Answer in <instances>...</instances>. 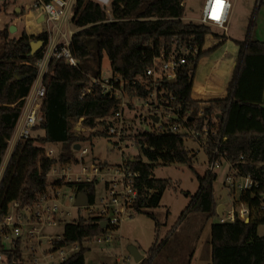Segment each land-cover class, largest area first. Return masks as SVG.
I'll return each mask as SVG.
<instances>
[{
    "label": "trees",
    "instance_id": "1",
    "mask_svg": "<svg viewBox=\"0 0 264 264\" xmlns=\"http://www.w3.org/2000/svg\"><path fill=\"white\" fill-rule=\"evenodd\" d=\"M185 12L184 0H113L111 12L95 0H77L72 21L78 30L73 35L71 51L78 64L70 65L64 58L51 62L52 73L47 75L48 89L42 107L45 120L14 152L0 186V205L7 208L19 201L22 206H33L47 189L48 173L59 161H79L74 149L77 143L109 136V122L105 118L119 109L120 99L103 94L99 84L82 97L91 77L102 75L105 54L111 61L114 76L118 74L129 82L126 89L133 96L136 92L146 93L133 80L146 73L164 45L192 44L199 47L198 56L180 68L177 81L167 82L168 87L175 92L182 111L191 115L188 124L200 130L208 126L211 131L205 145L209 162L227 160L237 170V176H251L257 183L241 191L238 200L240 205L249 208V221L238 215L235 221L211 225L210 264H264V236L258 233L259 225L264 224V41L253 38L252 33L245 39H232L238 46V56L226 93L207 100L197 99L194 97L196 69L202 57L224 45L228 36L213 32L211 25L187 22ZM9 31L8 27L0 29V37L4 38L0 45V166L24 97L37 76L35 64L42 57V51L35 57L30 56L31 41H48L45 31L39 35L23 32L19 38H9ZM210 36L214 43L205 48ZM201 108L204 114L200 117ZM78 126L95 130L89 134L78 133ZM185 136L192 135L147 130L139 133L137 139L151 161L187 163L193 168L195 154L186 148ZM50 143L61 149L58 158L45 154L44 145ZM93 160L108 165L96 158ZM127 163L132 171L140 173L135 181L139 191L135 202L137 211L159 206L170 180L157 178L156 164L143 161L141 156L127 159ZM217 177L210 170L198 175L199 189L179 221L191 212L218 214L214 194ZM68 184L77 193L86 192L90 204L95 203L96 182ZM103 222L104 217L92 213L88 217L79 214L67 221L63 240L58 245L78 243L79 248L58 264H86L87 243L120 228V225L104 226ZM164 243L155 242L141 264H152ZM21 245L19 237L13 239L11 248H6L0 234V252L5 264H26Z\"/></svg>",
    "mask_w": 264,
    "mask_h": 264
},
{
    "label": "built area",
    "instance_id": "2",
    "mask_svg": "<svg viewBox=\"0 0 264 264\" xmlns=\"http://www.w3.org/2000/svg\"><path fill=\"white\" fill-rule=\"evenodd\" d=\"M95 1L107 8L108 12H111L113 0ZM76 2L77 0H34L29 7L32 12L35 9L40 10L37 17L44 16L48 28L43 31L48 33V41H46V45L42 50V57L35 64L38 68L37 76L30 92L24 97L21 114L8 141V147L0 166V186L7 166L18 146L28 140L34 133L35 127L45 120L42 107L48 89L47 75L52 73L50 69L51 62L55 59L64 58L70 65L76 66L78 64V59L71 51L72 38L78 30L72 27ZM217 8L216 0H206L200 23L227 30L233 9L232 1L223 0L222 7L219 8L218 12L219 19H214L213 15ZM199 51V47L192 44L181 46L173 44L171 47L164 45L160 54L154 57L153 64L147 69L146 73L136 76L133 80L135 84L140 83L146 91L145 94L136 92L133 96H130L126 89V84L129 82H125L118 74L110 78H105L103 75L91 77L89 86L85 88L82 97L86 93L92 92L95 84H99L103 94L120 99L119 109L105 119L109 122L110 144L122 150L123 160L117 165L116 170L113 169L112 165L103 166L94 160L92 163L86 164L84 155L89 152V149L87 147L83 148L81 144L82 156L79 157V161L71 163L59 161L51 170L53 175L57 176V179L48 184L47 189L33 206H22L19 201L13 202L7 208L0 205V234L5 238H12V241L21 237L22 244L23 241H26L29 248L32 246L34 253L31 260L32 264H58L79 248L78 243L67 246L58 245L63 240V236L58 235L57 238H48L42 235L45 228L62 223L67 216L72 214L67 209L65 201L62 200L61 188L63 185H69L70 182H98L99 179L104 180L107 197H102L98 205H96L95 199V203L90 204L89 202L84 207L90 208V213L93 215L104 217V222L106 221L107 225L117 226L137 212L135 202L139 196L135 181L140 173L139 171H132L127 163L124 149L129 146V143L126 142L131 141L139 144L137 139L139 133L155 130L173 134L189 133L202 140L205 145L207 144L211 132L208 126H204L200 130L198 127L188 124L191 121V115L182 111V104L167 84V82L171 83L172 79L177 81L180 68L193 61L198 56ZM203 114L204 109L201 108L198 115L201 117ZM155 117H158V120H155ZM82 120L83 118L80 119L79 123ZM142 124H148L151 128L145 130ZM88 128L93 130V128ZM80 132L81 130L78 131V133ZM214 134H217V131ZM223 139H226V137H223ZM124 143L126 147H124ZM44 148L47 156L59 157L58 145L45 144ZM214 153L215 155L219 153L218 148L214 150ZM218 163L220 164L219 160L212 161L209 170L213 171ZM106 169L108 172L105 171ZM232 170L237 176V170ZM106 175H109L107 179ZM240 177L245 180L238 185L241 191L257 184L251 176ZM233 178L228 175L227 182L236 187V180ZM74 191L75 193L71 194L70 198L77 206L76 198L79 193L75 188ZM77 208L79 209L78 206ZM225 213L220 215V223L235 221L238 215L240 218L249 221V208L242 203L239 208L235 206L228 211L227 215ZM112 238L113 233L110 232L107 236L96 237L95 240L110 242ZM35 239L36 243L34 242ZM43 244H50V247L43 250ZM36 245H39L42 249V256H39L36 250L34 251ZM55 253H58V256H55ZM131 259L134 260L130 254L128 256L123 254L117 262L119 264H130ZM141 262L135 261L134 264H141ZM0 264H5V258L1 252Z\"/></svg>",
    "mask_w": 264,
    "mask_h": 264
},
{
    "label": "rangeland",
    "instance_id": "3",
    "mask_svg": "<svg viewBox=\"0 0 264 264\" xmlns=\"http://www.w3.org/2000/svg\"><path fill=\"white\" fill-rule=\"evenodd\" d=\"M34 0H0V29L10 28L11 25L18 27L17 31L10 32L9 38H19L23 32L39 35L40 31L48 28L45 21L40 22V10L30 11L29 7ZM206 0H184L186 6L185 20L200 23L202 11ZM233 9L231 12L228 29L224 30L211 25L213 32L226 33L228 40L224 46L213 53L204 55L195 72V97L207 100L215 96H223L231 80L235 63L238 56V46L232 39H245L252 33L253 38L264 41V0H232ZM20 12H17L16 9ZM73 28H77L72 24ZM78 29V28H77ZM4 38L0 37V45ZM213 36L208 38L205 48L213 45ZM212 74V76H211ZM102 75L105 78L114 76L111 68V61L105 54L102 62ZM206 90V91H204ZM203 107V105L201 106ZM81 124V123H79ZM147 130L151 128L148 124H142ZM83 131L89 134L88 127L78 126L76 131ZM110 136H98L92 141L83 142V148L87 147L89 152L84 155L86 164L93 162L96 158L99 161L112 165L116 170L123 160V152L110 144ZM129 146L125 148V157L133 159L141 156V159L148 163H155L154 174L160 179H169L171 184L165 190L160 205L157 207H147L141 212H136L132 217L126 218L117 231L112 232L113 238L110 242H98L93 240L88 242L89 250L86 254V264H117L121 255H129L128 248L136 245L140 252L148 256V252L155 242H165L156 255L152 264H208L211 260V224L218 223L220 214L218 206L224 204V213L233 207H240L239 196L241 190L239 184L245 180L235 176L231 164L227 160H219L214 170L218 177L214 182V194L218 201L217 215H210L205 212H191L183 220L179 221L183 210L189 204L192 196L198 191L200 182L198 175H204L210 168L209 155L205 143L195 136H185V146L195 159L191 165L187 163H170L162 161L153 162L144 153L142 145L128 141ZM124 147L126 144L124 143ZM61 149L59 148L58 151ZM78 157L82 156L80 150H76ZM79 167V166H76ZM108 172V170H105ZM230 175L236 180V187L227 182ZM109 175H106V179ZM233 178V179H234ZM57 176L51 171L48 175V184L56 180ZM96 205L100 204L102 197H107L106 183L99 179L96 182ZM62 200L65 201L67 209L72 212L66 217L65 222L47 227L42 235L57 238L63 236L64 226L67 221L77 218L79 214L88 217L90 208L83 207L81 211L75 206L70 195L74 194V188L70 185H63L61 188ZM66 194V195H65ZM98 209V207H96ZM258 233L264 236V224L258 227ZM3 237V236H2ZM36 243V239L34 240ZM6 248L13 245L12 238L3 237ZM32 247V246H31ZM28 247L26 241L21 246L23 258L26 264H32L33 250ZM50 244H43L42 249L47 250ZM39 245L34 247V251L42 256ZM58 256V253H55ZM130 260V264H134ZM119 264V263H118Z\"/></svg>",
    "mask_w": 264,
    "mask_h": 264
},
{
    "label": "water",
    "instance_id": "4",
    "mask_svg": "<svg viewBox=\"0 0 264 264\" xmlns=\"http://www.w3.org/2000/svg\"><path fill=\"white\" fill-rule=\"evenodd\" d=\"M16 11L20 12V10L18 8L16 9ZM39 21L40 22L44 21V16H41L39 18ZM17 29H18V27L15 25H11L9 28L10 32H15V31H17ZM45 45H46L45 40H33V41H31L30 56L35 57L36 55H38L43 50ZM175 81H176L175 79H172L171 83L173 84V83H175ZM155 120H158V117H155ZM74 149L80 150L81 149V143H77L74 146ZM89 201L90 200H89L88 194L86 192H80L76 198V205L78 207H84V206H87L89 204ZM225 207L226 206L224 204H220L218 206V212L220 215L224 214V208ZM103 225L106 226L107 222L106 221L103 222ZM128 251H129V254L134 258V260L136 262H141L145 258V255L140 252L139 248L136 245L129 246Z\"/></svg>",
    "mask_w": 264,
    "mask_h": 264
},
{
    "label": "snow or ice",
    "instance_id": "5",
    "mask_svg": "<svg viewBox=\"0 0 264 264\" xmlns=\"http://www.w3.org/2000/svg\"><path fill=\"white\" fill-rule=\"evenodd\" d=\"M223 0H216V5L218 6L217 11L214 13L213 18L219 19V8L222 7Z\"/></svg>",
    "mask_w": 264,
    "mask_h": 264
},
{
    "label": "crops",
    "instance_id": "6",
    "mask_svg": "<svg viewBox=\"0 0 264 264\" xmlns=\"http://www.w3.org/2000/svg\"><path fill=\"white\" fill-rule=\"evenodd\" d=\"M231 1H232V0H231ZM32 13H33V12H32ZM184 19H185V18H184ZM40 32H41V31H40ZM40 32H39V33H40ZM34 33H35V32H31V34H34ZM226 42H227V41H226ZM224 45H225V43H224ZM224 45H222V46H224ZM222 46H221V47H222ZM210 47H211V46H210ZM219 48H220V47H219ZM219 48H218V49H219ZM215 51H216V50H215ZM195 91H197V90H196L195 87H194V97H195ZM204 91H205V90H204ZM195 98L200 99V98L197 97V96H196ZM212 224H213V223H212ZM212 224H211V225H212ZM210 245H211V239H210ZM211 260H212V246H211ZM211 260H210V262H209L208 264L211 263Z\"/></svg>",
    "mask_w": 264,
    "mask_h": 264
}]
</instances>
